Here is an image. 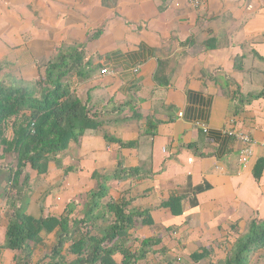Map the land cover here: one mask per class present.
I'll use <instances>...</instances> for the list:
<instances>
[{"label":"crops","instance_id":"0c3cea01","mask_svg":"<svg viewBox=\"0 0 264 264\" xmlns=\"http://www.w3.org/2000/svg\"><path fill=\"white\" fill-rule=\"evenodd\" d=\"M77 49L84 72L72 74V91L107 113L105 124L71 142L47 172L28 164L29 187L8 185L16 158L0 145V264L20 255L4 247L7 188L28 194L26 212L37 219L61 218L72 202L70 217L80 219L98 186L93 174L112 173L120 161L149 175L111 180L105 201L127 197L143 213L131 232L162 237L137 264H195L191 255L215 242L210 262L224 259L252 220H264V96L251 97L264 94V0H204L198 8L187 0H0L3 84L37 81L60 53ZM135 106L142 119L131 118ZM150 116L155 134L142 135ZM234 129L255 141L246 164ZM172 196L181 198L174 210L165 206ZM58 232H41L28 264H44ZM113 258L123 263L122 254Z\"/></svg>","mask_w":264,"mask_h":264},{"label":"trees","instance_id":"16d2710c","mask_svg":"<svg viewBox=\"0 0 264 264\" xmlns=\"http://www.w3.org/2000/svg\"><path fill=\"white\" fill-rule=\"evenodd\" d=\"M81 61L82 55L77 49L76 52L60 53L57 61L49 64L46 75L37 81L7 85L0 80V145L4 152L14 153L16 158V170L11 172L8 185L19 182L29 187L30 177L24 175L28 164L39 173L47 172L49 162L65 151L71 142H78L87 130L98 129L105 124L107 113L84 103L72 91L70 78L72 74L80 75L83 71L79 67ZM237 94L243 97L239 92ZM262 96L263 93L251 95L252 98ZM131 105L130 101L125 106ZM131 118L142 119L136 106ZM154 125L153 116L148 117L147 128L142 135L153 136ZM12 129L14 135L9 139ZM106 139L116 140L107 134ZM119 143L126 148L137 145L136 142ZM72 170L67 168L66 172ZM148 175L142 168L124 167L121 161L112 173H94L98 186L89 194L80 219L70 217L73 202L61 218L37 219L26 212L28 194L24 199L19 192L14 194L7 188L4 195L9 224L4 247L20 252L16 264H28L42 241L41 232H52L58 228L57 241L50 254L43 258L44 264H117L113 258L117 253L124 256L122 264H137L146 259L150 248L161 243L162 237L142 238L131 232L138 222L136 216H143V213L137 209L130 210L131 200L127 197L105 200L110 195L108 180L124 177L143 179ZM179 200L181 198L172 196L165 206L174 210ZM141 222L152 224L149 219ZM137 243L139 246H136ZM220 245L215 242L193 253V263L207 260L205 264H213L210 260L215 254V247ZM259 250L264 251V220L254 219L246 233L236 239L226 257L214 264H256L254 259L260 257L255 254ZM70 254L75 257L74 260L67 259Z\"/></svg>","mask_w":264,"mask_h":264},{"label":"built area","instance_id":"2783aa9c","mask_svg":"<svg viewBox=\"0 0 264 264\" xmlns=\"http://www.w3.org/2000/svg\"><path fill=\"white\" fill-rule=\"evenodd\" d=\"M204 0H187V3H189L190 5L198 8L203 4ZM107 70H103V72H106ZM204 132H207V129L204 128ZM230 135H234V132H230ZM235 136L242 141L243 143V148L240 150V160L242 162V164H246L250 161V159L253 157L254 155V150H253V145L254 142L252 141V139L244 133H236Z\"/></svg>","mask_w":264,"mask_h":264},{"label":"clouds","instance_id":"9594fccd","mask_svg":"<svg viewBox=\"0 0 264 264\" xmlns=\"http://www.w3.org/2000/svg\"><path fill=\"white\" fill-rule=\"evenodd\" d=\"M234 130H235V129H234ZM234 130H233V131H229V134H230V132H234V135H231V136H232V137H235L236 139H238V138L235 136L236 133H239V132H240V133L247 134V133H245V132H243V131H239V130H235V131H234ZM247 135L252 139L253 142H255L254 139H253L249 134H247ZM238 140H239V139H238ZM239 141L242 143L241 140H239ZM239 158H240V152H239Z\"/></svg>","mask_w":264,"mask_h":264},{"label":"rangeland","instance_id":"374dc122","mask_svg":"<svg viewBox=\"0 0 264 264\" xmlns=\"http://www.w3.org/2000/svg\"><path fill=\"white\" fill-rule=\"evenodd\" d=\"M78 50H79V49H78ZM89 106H91V105H89ZM11 155H12V154H9L7 157H10V158H11ZM109 173H110V172H109ZM109 173H108V174H109ZM108 181H111V179L108 180ZM104 203H105V202H104ZM263 257H264V256H263ZM255 263H256V264H264V258L261 259V260H260V258H256Z\"/></svg>","mask_w":264,"mask_h":264}]
</instances>
